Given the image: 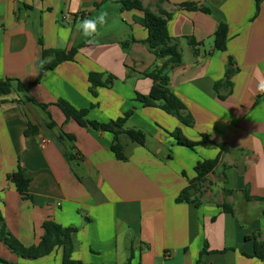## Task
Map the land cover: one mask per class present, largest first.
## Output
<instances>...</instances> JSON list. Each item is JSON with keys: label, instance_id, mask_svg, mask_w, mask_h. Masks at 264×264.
<instances>
[{"label": "crops", "instance_id": "1", "mask_svg": "<svg viewBox=\"0 0 264 264\" xmlns=\"http://www.w3.org/2000/svg\"><path fill=\"white\" fill-rule=\"evenodd\" d=\"M140 1L171 15L168 33L183 62L170 84L192 127L136 99L153 85L144 74L162 65L146 43L142 12L123 11L119 0H0V81H36L39 39L46 49H78L74 61L45 72L28 93L15 82L0 97V216L26 247L39 244L46 221L77 228L73 259L85 264H195L206 243L203 264H264L254 257L253 239L264 242V94L256 90L264 78V0L259 8L257 0ZM101 10L108 21L89 45L79 25ZM221 24L228 29L225 52L214 48ZM229 59L236 71L217 91ZM90 73L116 81L93 97ZM59 100L101 124L131 113L123 129L142 131L145 146L120 135L125 160L117 159L113 135L67 121ZM29 123L37 135L26 137ZM175 131L198 145H179ZM64 134L74 141H58ZM217 158L190 200L178 201L197 164ZM18 168L29 180L27 198L9 179ZM0 254L14 263L51 264L55 257L62 264L61 250L26 261L0 242Z\"/></svg>", "mask_w": 264, "mask_h": 264}, {"label": "trees", "instance_id": "2", "mask_svg": "<svg viewBox=\"0 0 264 264\" xmlns=\"http://www.w3.org/2000/svg\"><path fill=\"white\" fill-rule=\"evenodd\" d=\"M107 1V0H104ZM123 7V11L138 10L143 13L141 19L142 25L148 30V38L146 43L150 50L158 60L162 61L161 66H156L148 73L144 74L152 80L153 85L148 95H137V101L142 104L143 107H158L167 114L178 119L180 123L185 126L192 127L193 119L190 114H186V108L182 101L173 93L170 84V72L182 65V55L175 44H171L172 40L168 33V20L171 15L163 10H159L158 13L152 12L150 9L145 8L140 0H119ZM262 0H257L259 8ZM99 6V5H97ZM182 7H188L194 11L198 9L195 4H185ZM203 11L208 12L207 9ZM228 41V29L225 25L218 26L214 35V48L218 52H225ZM39 44L42 47V58L38 63V78L35 82L25 86L19 81L6 79L0 81V97L8 95L13 90V83H17V90L19 92H29L32 87L37 85L42 75L49 71L54 70L57 66L65 62H72L76 54L77 48H72L68 51H61L57 49H46L43 46V41L39 39ZM48 59H50L48 61ZM234 62L232 59L228 60L227 70L225 72V80L220 84H216V90L219 91L222 85H229L230 79L235 73ZM116 81V78L110 74L90 73L89 91L93 97L97 96V90L100 88H111ZM220 98L224 99L223 96ZM43 110H46L48 106L38 105ZM56 106L64 113L67 121L73 120L79 126L85 128L89 127L95 131H104L113 135V145L111 147L113 153L119 160H125L122 154V146L119 142L120 135H126L128 138L138 145L145 146L146 136L139 130H124L123 127L130 117L131 113L125 114L122 118L111 122L109 124H101L95 121H89L86 119L88 111L85 109H76L64 100H59ZM55 124L52 122L49 124V128H54ZM38 128L31 123L28 124V128L25 131L26 137L30 135H37ZM172 137L178 142L179 145L193 149L196 143L187 140L179 131H175ZM72 135H61L58 141H74ZM65 158L72 162L74 156L69 152H64ZM219 158L215 160H205L199 162L195 167L197 177L189 188L184 190L179 196L178 201H189L192 192H197L202 183L206 181L207 175L212 173L218 165ZM10 181L15 185L17 191L25 198L28 195L29 180L25 177L20 168L9 177ZM246 194V192H245ZM248 199V198H247ZM251 200V198H249ZM225 211L230 210L224 207ZM44 235L42 236L39 244L31 247L24 246L18 239H16L6 227V224L0 216V242L14 255L22 260L36 261L44 257L50 256L54 252L61 250L62 264H85L73 259V253L75 250L74 236L77 232L75 227H63L54 221H46L43 224ZM254 239V257L264 262V242L260 241L257 236H253ZM208 253V244L206 243L204 248L199 254V258L195 264H203V257ZM132 258H129L127 264L131 263ZM0 264H22L12 263L2 257H0Z\"/></svg>", "mask_w": 264, "mask_h": 264}, {"label": "clouds", "instance_id": "3", "mask_svg": "<svg viewBox=\"0 0 264 264\" xmlns=\"http://www.w3.org/2000/svg\"><path fill=\"white\" fill-rule=\"evenodd\" d=\"M109 13L106 10H101L94 18H84L79 28L82 35L87 38L86 42L89 45H96L100 35V28L108 21ZM61 36L67 39L68 32L65 29L60 30ZM257 92L264 94V78H258Z\"/></svg>", "mask_w": 264, "mask_h": 264}, {"label": "rangeland", "instance_id": "4", "mask_svg": "<svg viewBox=\"0 0 264 264\" xmlns=\"http://www.w3.org/2000/svg\"><path fill=\"white\" fill-rule=\"evenodd\" d=\"M4 255V254H3ZM0 257H3L4 259H6L7 261H10L9 259H10V257L9 256H2L1 254H0ZM55 257H51V260H50V263L51 264H60L59 262H58V260L56 261V258L54 259ZM12 263H14V262H12ZM27 262H25V263H22V264H26Z\"/></svg>", "mask_w": 264, "mask_h": 264}, {"label": "built area", "instance_id": "5", "mask_svg": "<svg viewBox=\"0 0 264 264\" xmlns=\"http://www.w3.org/2000/svg\"><path fill=\"white\" fill-rule=\"evenodd\" d=\"M46 143H47V140H44L42 143V147H44Z\"/></svg>", "mask_w": 264, "mask_h": 264}]
</instances>
